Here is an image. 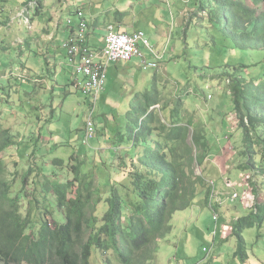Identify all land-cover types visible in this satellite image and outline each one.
Wrapping results in <instances>:
<instances>
[{"label":"trees","instance_id":"trees-1","mask_svg":"<svg viewBox=\"0 0 264 264\" xmlns=\"http://www.w3.org/2000/svg\"><path fill=\"white\" fill-rule=\"evenodd\" d=\"M194 11L187 25L196 22L197 29L211 36L213 48L212 36L220 35L230 41L231 50H264V0H194ZM230 68L225 67L229 71L223 76L227 79L220 98L230 103V113L243 134L241 155L246 162L239 168L249 170L257 154L264 161V72L249 76L245 74L249 67ZM209 93L212 98L214 92ZM126 118L129 122L119 128L109 162L101 161L99 166L107 178V197L96 187L100 177L93 162H86L90 154H97L92 148L97 138L91 147H84L82 139L70 156V165L65 166L63 158L54 160V167L71 169L67 180L47 178L42 194L30 198L22 188L30 177H37L31 168L20 176L21 192L11 193L18 178L10 179L3 153L16 146L18 137L9 128L0 130V264H91L95 249L103 264H114L111 254L120 264H149L156 259L159 244L171 234L174 214L191 207L202 193L208 207L211 189L204 170L212 150L194 111L189 113L181 98L167 103L154 89L137 94ZM86 165L91 174L82 173ZM40 171L52 177L47 167ZM50 195L65 217L63 224L47 218ZM253 201L247 208L252 206L249 214L255 216H235L226 237L235 240L233 256L239 264L249 261L244 230L264 222V199L254 194ZM102 202L107 209L97 217L96 207Z\"/></svg>","mask_w":264,"mask_h":264},{"label":"rangeland","instance_id":"rangeland-1","mask_svg":"<svg viewBox=\"0 0 264 264\" xmlns=\"http://www.w3.org/2000/svg\"><path fill=\"white\" fill-rule=\"evenodd\" d=\"M170 1L172 2L173 0ZM39 2L40 0H0V23L7 20L8 18L10 20L14 19V16H16L15 8L22 7L24 4L29 3H32L31 5H35L36 7L38 6ZM43 2L46 6V9H49L53 6H60L62 4V7L68 14L67 16L74 20L76 19V11L79 7H83L85 13L88 16L100 12L98 17V23L100 24V27L98 26L96 28V33L99 35L107 34V28L109 24L115 25L117 14H128L130 5L135 8V11H130L126 18L128 19L131 17L133 20L137 19L138 29L143 30L144 24H152L159 27L168 24V29H170L172 24L171 38L168 47L171 49L172 47H175L176 50L172 54L174 58L170 62L168 59L169 57H167V59L160 65V70L158 73L154 71L146 74L140 73V75H145L146 77L149 76L148 84L143 86L140 90L147 93L156 89L160 93V96L164 98V101L169 104L173 102L174 99L181 98L184 102V108H186L189 113H193L194 111L196 116H203V118L209 116L208 111L215 109V105L218 103V100H221L220 97L225 90V84L223 86V81L227 79L223 76L229 71L228 69H225L226 66L232 67L230 68V71H232L233 67H249L245 70V74H249V76L256 75L258 71L264 72V50H231L232 48L230 46V41L225 40L223 36L220 35L212 36V42H214L216 45L213 48L211 46L212 44L210 43L211 36H209L207 32L197 29V23L194 21H191L189 25L185 24L184 29L181 27H179L178 30L177 28H173L174 20L171 23V14L172 17L175 18V15H178L181 11H183V9H189V11L192 10L191 12H188L189 19V16L192 14V12H195L193 8L194 0H192V2L190 0L188 4H184L182 2V5L180 4V6H177V9L171 7V12L165 4H146L143 2V0H43ZM32 10L35 11L34 9ZM32 17H34L35 20L39 19L42 21L44 19L43 16L37 17L32 15ZM18 21H14L12 27L14 29L22 30V27L25 29V25L23 26V24H20ZM172 32H174L173 35ZM168 37L169 36H166L164 40H159V53L163 52L161 47H163L165 43L167 44ZM12 41L13 39L10 37L0 34V42H3L4 45L8 47L6 55H4L5 53H3V51H0V61L4 55L7 59V65L5 66H9V68L13 64V61H15L17 58V51L12 46ZM154 43L157 45L156 42ZM61 50V52L67 56L66 49L63 47ZM4 72L5 71L3 68L0 67V73L3 74ZM251 78H255V81L257 80L256 77ZM5 81L9 80L3 79L0 83V86H2L0 89V97H2L1 99H4L5 101H9L0 102V130L3 128H9L11 132L13 131L15 136L18 137L16 146L3 153L5 156L4 160L11 170L10 179L13 180L18 178L17 182L12 187L11 193L16 195L17 192H21L22 183L20 176L22 174H27L29 170L33 168V170H35V176L37 177H30L27 181V184H23L22 188L24 193L31 198L32 195L42 194L43 185L47 178H54L62 181L67 180L69 173H71V169L64 167L71 164L69 163V159L72 154L74 155L76 153V148L74 147L73 149L71 146L64 144L60 145L56 143L53 140V137L55 139H59L62 138V136H51L44 133L45 130L48 132V125L45 126L43 121L42 124L45 126L44 129H41L39 125L32 126V123L36 120L28 116V111L26 112L25 110L24 117H15V113L12 110L13 104L11 102L15 95H13L12 87H10V85H6V83H4ZM112 86L117 88L116 90L119 92H127L126 89L119 88L122 87V84L119 82L114 83L113 81ZM68 87L69 90L71 89V91H69L68 95L69 102L67 109L62 111L60 114L62 116V120L60 121L62 125L61 130H63V132L66 134V138L70 136L73 138H79L78 132L84 133L85 131L86 118L90 112L91 99L84 95L79 88L74 89L73 85H68ZM64 89L65 87L62 86V90ZM209 92H214V94L211 98L212 100L207 98V101L205 100V96L210 94ZM22 97L27 98L24 95ZM25 102L27 103L28 100H25ZM223 103V107L228 105L227 107L229 108L221 109L226 114V112L231 111V105H229V102L225 101L224 99ZM99 105H103L102 101L100 104L98 101L97 107H99ZM108 105L117 109V111L114 113L116 120L108 121V125L106 120L104 123H102V129L104 132L107 133L108 131L109 134L113 135L110 142V146L113 148L117 146L115 143L118 141L117 132L119 128L122 126L125 127V125L129 122V119L126 118V115L129 111L125 110L126 112L124 111L123 114H121V111L118 109L122 108L124 105L120 103L119 98L112 97ZM125 107L128 108L129 105L126 104ZM200 113L202 114L200 115ZM38 114L42 118L45 117L44 110H40ZM95 117L96 122L98 123L100 119L97 116V110L95 112ZM58 119L59 116L54 119V123H57ZM204 120L206 122H210L208 119ZM224 121H226L227 133H229L227 135L228 138H225L228 143L226 141L227 144H225L223 155L221 156H219V147L214 146L211 149L212 158L214 159L215 157L213 160L214 169L208 166L209 164L207 159L204 176L207 177L206 181L208 185L210 181L213 182V192L216 193V195L213 197L218 198L221 202H223L222 206H218L220 210L219 213L220 215L225 216L224 220L230 224V219L233 217L227 214L230 211L228 206L232 207V215H235L237 218L241 217L243 214L255 216V213L249 214L254 210V208H252V206L247 208V206L255 204L253 201L254 194L257 196L259 195L262 200L264 199V161H262L260 156L257 154L254 156L252 161L254 168L249 167V170L245 168H239L246 162V158L241 155V149L243 147V134L241 129L238 127L234 114L229 112L227 118L225 119L224 117ZM24 122L26 124L23 126ZM113 122H115V124L117 122L119 124L118 127H113ZM55 130L56 127L54 125L52 131ZM98 133L99 132L97 131V134ZM261 136H264V134L261 133ZM16 137L14 138L16 139ZM206 138H208L207 135ZM43 141L45 143H43ZM78 141L81 142V139ZM94 154L95 155L90 154L88 157H86V162H93L92 164L95 166V173L98 177H100L98 179V183H96V187L98 186L101 189L102 193L104 194L103 197H107V190L104 189L107 178L103 176V171L101 168H99V166H103L101 161L108 163L111 157L108 150H105L103 153L97 151V154ZM58 157L65 159V166L54 167L53 162ZM227 159L230 161L229 167H233L232 169H229L230 172L228 170V173H226L224 170H222L220 174V166L224 167V160ZM40 167H42V170L47 167V172L49 175H52V177H44L43 172L40 171ZM253 169L256 171H253ZM55 170L57 171V175ZM195 172L197 175H199L201 174V169L197 167ZM82 173L84 175L91 174L88 170V166L83 169ZM35 186L36 189L34 190ZM210 189L212 190L211 186ZM254 189L255 191H253ZM233 192H236L239 195V199H237L235 203H231L227 198V195ZM52 195L54 196V194ZM52 195H50V200L47 202L50 205L49 209L53 211V213L50 211V214L47 215V218H49L50 221L55 219L56 221H59L63 224L65 222V217L55 207L53 203L55 199H53ZM199 199H205L203 193L194 199L192 204L193 206L191 205L192 211L196 209V205L200 204V202L202 205V201ZM21 203L25 208V200H22ZM239 204H242L247 209L245 210L241 208ZM106 209L107 206H105L104 202L100 203L96 207L95 215L97 217H102L106 212ZM202 211L203 215L206 217L205 219H207L209 215L211 216V210L208 207L203 208ZM190 213L191 210L186 209L174 214V216H177H173L172 218L171 224L175 228L173 234H170L159 244L156 259L149 264H204L205 261L209 262L210 264H233V259L229 258V254L233 255L235 249V240L233 238H226L225 240H222L220 243H218L219 238L217 237L216 239L219 245H217V247L214 246L211 248L206 260L207 253L202 249L210 248L212 244V235H208L210 240L206 238L200 239L199 233L202 232L204 235H206V233L208 234V229H206L207 223L201 221V223L195 225V223L190 222L189 225L186 226L184 233L181 231L179 227L181 224L177 226L178 218L189 216ZM212 223L213 224L210 228V231L214 227L213 220ZM262 233H264V225L261 228L255 225L252 228L244 230L243 232V238L249 256L248 264H256L257 259H259V261H264V235H261ZM167 240L169 241L166 242ZM260 241H262L261 245L257 247V243ZM111 259L113 260L114 264H120L114 254H111ZM91 264H103L100 259V253L96 249L93 251ZM234 264H239V262L235 260Z\"/></svg>","mask_w":264,"mask_h":264},{"label":"crops","instance_id":"crops-1","mask_svg":"<svg viewBox=\"0 0 264 264\" xmlns=\"http://www.w3.org/2000/svg\"><path fill=\"white\" fill-rule=\"evenodd\" d=\"M143 2L146 4L152 3L156 5L165 4L168 7L169 11L171 12V7L177 9V6H180V4L182 5V2L184 4H188L190 0H173L172 2L170 0H143ZM31 4L32 3L24 4L22 7L15 8L16 16H14V19L10 20L8 18L7 20L0 23V34L4 36H8L11 39H13L12 46L17 51L16 54L17 58L15 61H13L11 67L9 68V66H5L7 65L6 63L7 59L5 58L4 55H6L8 51V47L4 45L3 42H0V51L1 52L3 51V53H5L2 56V60L0 61V67H2L3 70L5 71L3 74L0 73V83L3 79L9 80V81H5L4 83L12 87L13 95H15V97L11 101L13 104L12 110L15 113V117L17 118L24 117L25 110L26 112L28 111L29 112L28 116L36 120L35 122L32 123L33 124L32 126L39 125L41 129H44V127L48 125V132L45 130L44 133L51 136L61 135L62 138L55 139L53 137V140L60 145L63 144L68 145L74 149V147L76 148L77 144L79 143L78 140L79 139L82 140L84 133L78 132L79 138H73L72 136L66 138L65 137L66 134L63 132V130H61L62 125L60 121L62 120V116L60 114L62 111L67 109V105L69 102L68 95L71 89L69 90L68 85H73L74 89L78 88L76 82L77 77L73 66L69 64L66 54H63L61 52L62 51L61 49L63 48L62 47L63 42L66 39H68L75 31L74 27L78 22V17L77 14L75 20L70 17V19H72V25L69 26L67 24V20L69 19V16H67L68 14L66 13V10L62 7V4L60 6H53L49 9H46L43 0H40L38 6L36 7L35 5H31ZM32 9H34L35 11H33ZM79 10L84 11V8L79 7L77 11ZM25 11L26 14L22 16ZM130 11L132 12L135 11V8L132 7V5H130L128 14L130 13ZM191 11H189V9H183V11H181L178 15H175V18H173L171 14V23L174 20L173 28L174 29L177 28L178 30V28L181 27L184 29L185 24H187V20H188L187 19L189 15L188 12ZM128 14L125 13L117 14L115 19L116 22L115 25L109 24V26L113 27L116 31L125 34L143 32L158 53H159V40H164L166 36H169L167 44L165 43L164 46L161 47V50H163V52L160 54L163 56V60L161 61L160 65L162 64V62H164L167 59V57H169L168 59L171 62L174 58L172 54L176 50L175 47H172V49L168 47L171 38L172 24L170 29H168V24H165L160 27L152 24H144L143 30H141L137 28V19L133 20L131 17L128 19L126 18ZM32 15L37 17L43 16L44 19L42 21L39 19L35 20L34 17H32ZM99 15L100 12H97V14H92L91 16H88L86 14L87 17L85 16L90 24L88 43L92 48L96 50H100V48H102L105 45V36H106V35H99L96 33V28L100 25L98 23ZM26 18H29L30 20V21L28 20L27 23L25 22ZM14 21L20 22V24H23V26L25 25L24 26L25 29L23 27L22 30L14 29L12 27ZM173 34L174 32H172V35ZM154 42H156L157 45ZM155 72L158 73L159 71H155ZM140 73L146 74V72L140 70L139 62H137L136 60L132 62L119 63L109 66L107 71V83H106L105 91L102 93L101 98L99 100V104L102 101L103 105L102 106L99 105V107H97V116L100 120L99 121L97 120L99 133L97 134V139L93 142L92 145V148L95 151H100V153H103L105 152V150H108V152L112 150L110 146V142L112 140L113 135L109 134L108 131L107 133L104 132L102 129V125H103L102 123H104L106 120H107L106 122L107 125H108V121L116 120L114 113L117 111V109L108 105L112 97L119 98L120 103L124 105L122 108L118 109L121 111V114H123L125 110L129 111L131 109V105L135 101L137 94L145 93L140 89L143 86H146V84H148L149 76L146 77L145 75L144 76L140 75ZM113 81L114 83H118V82L121 83L122 87L119 88L120 89L124 88L127 90V92L117 91L116 90L117 88L112 86ZM62 86L65 87L64 90H62ZM1 88L2 86H0V89ZM23 95L26 96L27 98H23L22 97ZM25 100H28V102L26 103ZM8 101L9 100L5 101L4 99L0 98V102H8ZM126 104L129 105L128 108L125 107ZM222 104L224 105L223 100L222 99L218 100V103L215 105L216 106L215 109L208 111L209 116H206L205 118H203V116H198L199 119L203 122V125L205 127L206 135L208 137V140L210 141L211 149L214 146L219 147L220 149L219 156L223 155L224 146L225 144L228 143V141L225 138H228L227 135L229 134L227 133V126H226V121H224V117L226 119L230 111L226 112L225 114L221 109L222 108L229 109V108L227 107L228 105L223 107ZM26 107L28 108V110ZM40 110H44L45 117L42 118L38 114ZM201 114L202 113H200V115ZM58 116H59L58 122L54 123L55 122L54 119ZM204 119H208L210 120V122H206ZM42 121L44 122L45 126H43ZM25 124L26 123L24 122L23 126ZM54 125L56 127V130L52 131ZM109 125L111 126L110 123ZM118 125L119 124L117 122L116 124L115 122H113V127H118ZM12 133L14 134L13 131ZM43 143L45 142L43 141ZM214 159L212 158V153H211L210 157L208 158V164H209L208 166L212 167V169H214L213 166ZM229 164L230 161L228 159L224 160V167L220 166V174L222 170L228 173V170L232 169L233 166L229 167ZM199 200L202 201V205L201 202L200 204L197 205L195 204L196 209H194L193 211H192L193 205L190 208H188L189 210H191V213L189 214V216L178 218L177 226L181 224L179 227L181 231H183L184 233L186 226H188L190 222L195 223V225L201 223V221L206 222L207 223L206 229H208L207 230L208 234L206 233V235H204L202 232L199 233L200 239L206 238L210 240V237L208 235L210 233V228L212 227L213 224L212 213H210L211 214V216L209 215L210 217L208 216L207 219H205L206 217L203 215L202 209L207 208L206 202L205 199L204 200L199 199ZM232 212L233 210L230 209V211L227 213L228 215L233 217L232 219H230L231 221L230 224H228L226 220H224L225 216L221 215L219 222V231L222 230V227L225 228V226L231 225L232 220L236 219L235 215H232ZM263 225L264 222L261 227H263ZM174 229L175 228L172 225L171 234H173ZM228 235L229 234H226L224 236H228ZM261 235H264V233H262ZM217 236L219 238L218 243H220L222 239L221 237L224 236H220V235ZM168 241L169 240H167L166 242ZM213 241L215 243V246L217 247V245H219L217 243V239L212 237L211 243ZM261 242L262 241L257 243V247L261 245ZM229 258L233 259V264L235 260H237L236 258H234L232 254H229ZM256 264H264V261L263 260L259 261V259H257Z\"/></svg>","mask_w":264,"mask_h":264},{"label":"built area","instance_id":"built-area-1","mask_svg":"<svg viewBox=\"0 0 264 264\" xmlns=\"http://www.w3.org/2000/svg\"><path fill=\"white\" fill-rule=\"evenodd\" d=\"M78 22L74 27L72 35L66 39L62 47L66 49L67 59L69 63L74 67L76 74V82L81 92L91 99L90 112L86 118L85 131L83 136V145L91 147L93 140L97 138V122L95 112L97 110V104L100 96L105 91L107 83V71L109 66L119 63H127L136 60L139 62L140 70L143 72L159 71L160 63L163 60V56L156 51L149 39L143 32H136L133 34H125L116 31L113 27H108L107 34L105 36V45L96 50L92 48L88 43L89 35V21L85 17L82 10L77 11ZM25 15V12L22 16ZM29 18L25 19L27 23ZM69 26L72 25V19L67 20ZM211 99V96H207ZM228 183V182H227ZM212 187L211 194L209 196L208 208L212 213V220L214 221V227L210 231L209 235L213 238H217V235L224 236L230 234L231 225L222 227L219 231L220 222V210L218 206H222L218 198H214L216 195L213 192V182H209V187ZM229 201L232 203L239 198L238 193L233 192L227 195ZM245 207V206H243ZM227 228V229H226ZM220 232V233H219ZM211 237V238H212ZM228 236L221 237L226 238ZM215 246L212 243L210 248H203L202 250L209 255L211 248ZM204 264H210L205 261Z\"/></svg>","mask_w":264,"mask_h":264},{"label":"bare ground","instance_id":"bare-ground-1","mask_svg":"<svg viewBox=\"0 0 264 264\" xmlns=\"http://www.w3.org/2000/svg\"><path fill=\"white\" fill-rule=\"evenodd\" d=\"M213 240H214V239H213ZM212 243H214V241H213Z\"/></svg>","mask_w":264,"mask_h":264}]
</instances>
